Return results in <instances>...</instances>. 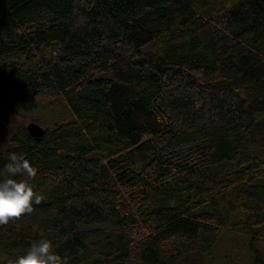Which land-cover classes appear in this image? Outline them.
<instances>
[{
    "label": "trees",
    "instance_id": "16d2710c",
    "mask_svg": "<svg viewBox=\"0 0 264 264\" xmlns=\"http://www.w3.org/2000/svg\"><path fill=\"white\" fill-rule=\"evenodd\" d=\"M36 97L68 110L39 139ZM13 153L41 202L0 225V264L40 240L64 264L264 241V0H0V179Z\"/></svg>",
    "mask_w": 264,
    "mask_h": 264
},
{
    "label": "rangeland",
    "instance_id": "374dc122",
    "mask_svg": "<svg viewBox=\"0 0 264 264\" xmlns=\"http://www.w3.org/2000/svg\"><path fill=\"white\" fill-rule=\"evenodd\" d=\"M47 103V98L36 97L23 104L19 109L20 122L27 125L33 120L48 128L68 116V110L61 104L48 107ZM257 259L264 262V241L253 243L244 231L237 230L224 231L209 251L186 255L180 264H257Z\"/></svg>",
    "mask_w": 264,
    "mask_h": 264
},
{
    "label": "clouds",
    "instance_id": "9594fccd",
    "mask_svg": "<svg viewBox=\"0 0 264 264\" xmlns=\"http://www.w3.org/2000/svg\"><path fill=\"white\" fill-rule=\"evenodd\" d=\"M5 165L6 176L0 179V225H6L13 218H19L33 211V205L41 202L27 180H17V175L33 178L36 169L26 159L10 154ZM48 240L33 243L30 248L16 258L15 264H64L60 256L52 250Z\"/></svg>",
    "mask_w": 264,
    "mask_h": 264
},
{
    "label": "water",
    "instance_id": "95a60500",
    "mask_svg": "<svg viewBox=\"0 0 264 264\" xmlns=\"http://www.w3.org/2000/svg\"><path fill=\"white\" fill-rule=\"evenodd\" d=\"M26 128L28 132L35 137L36 139H39L42 134H43V128L36 122L30 121L27 125Z\"/></svg>",
    "mask_w": 264,
    "mask_h": 264
}]
</instances>
